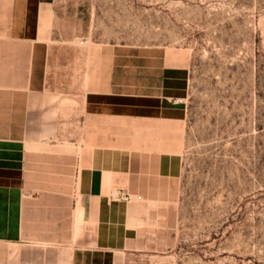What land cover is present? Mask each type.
<instances>
[{
	"label": "crops",
	"instance_id": "0c3cea01",
	"mask_svg": "<svg viewBox=\"0 0 264 264\" xmlns=\"http://www.w3.org/2000/svg\"><path fill=\"white\" fill-rule=\"evenodd\" d=\"M79 6L0 0V264H130L180 194L182 66L71 34Z\"/></svg>",
	"mask_w": 264,
	"mask_h": 264
},
{
	"label": "rangeland",
	"instance_id": "374dc122",
	"mask_svg": "<svg viewBox=\"0 0 264 264\" xmlns=\"http://www.w3.org/2000/svg\"><path fill=\"white\" fill-rule=\"evenodd\" d=\"M78 2L71 34L166 49L182 66L180 194L151 205L130 264H264V0Z\"/></svg>",
	"mask_w": 264,
	"mask_h": 264
},
{
	"label": "built area",
	"instance_id": "2783aa9c",
	"mask_svg": "<svg viewBox=\"0 0 264 264\" xmlns=\"http://www.w3.org/2000/svg\"><path fill=\"white\" fill-rule=\"evenodd\" d=\"M124 197H126V196L124 195Z\"/></svg>",
	"mask_w": 264,
	"mask_h": 264
}]
</instances>
